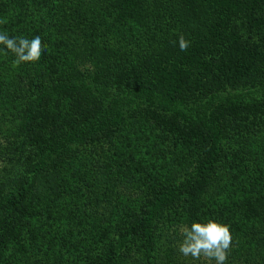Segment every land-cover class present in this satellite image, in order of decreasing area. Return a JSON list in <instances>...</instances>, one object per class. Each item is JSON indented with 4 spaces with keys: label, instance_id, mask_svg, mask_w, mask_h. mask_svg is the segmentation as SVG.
<instances>
[{
    "label": "trees",
    "instance_id": "obj_1",
    "mask_svg": "<svg viewBox=\"0 0 264 264\" xmlns=\"http://www.w3.org/2000/svg\"><path fill=\"white\" fill-rule=\"evenodd\" d=\"M0 18L45 45L18 66L0 45V264H207L177 249L208 219L227 264H264V0H0Z\"/></svg>",
    "mask_w": 264,
    "mask_h": 264
},
{
    "label": "clouds",
    "instance_id": "obj_2",
    "mask_svg": "<svg viewBox=\"0 0 264 264\" xmlns=\"http://www.w3.org/2000/svg\"><path fill=\"white\" fill-rule=\"evenodd\" d=\"M5 23L7 19L0 18V24ZM178 44L181 51H187L190 42L180 35ZM0 45L14 54V64L17 66L24 62L38 61L45 47L40 35L29 39L10 37L7 32H0ZM179 231L182 239L178 242L177 250L184 257H191L195 261L203 258L207 264H227L233 242L229 225L208 219L204 222L193 221L190 226H181Z\"/></svg>",
    "mask_w": 264,
    "mask_h": 264
},
{
    "label": "rangeland",
    "instance_id": "obj_3",
    "mask_svg": "<svg viewBox=\"0 0 264 264\" xmlns=\"http://www.w3.org/2000/svg\"><path fill=\"white\" fill-rule=\"evenodd\" d=\"M123 27V29L124 30H126V31H130V30H132L134 33L135 32H138V28H137V25L136 24H134V23H128V25L126 24V25H124V26H122ZM141 34H142V32H141ZM142 35H144V34H142ZM148 38H150L148 35H146L145 36V38L144 39H142V41L143 40H145V45H148V44H150L152 41L151 40H149ZM146 39H148V40H146ZM109 88V87H108ZM142 104H144V103H142ZM227 145V144H226ZM56 242H57V240H56ZM98 244V243H97ZM95 244L94 246H96V248H97V250H99L100 249V252H101V250H102V244ZM57 245L59 246L60 245V243L59 242H57ZM70 248H73V247H71V246H69ZM66 248H67V245L64 247V250H66ZM67 251V250H66ZM64 255L68 258V260H70V261H73V262H75V259H74V257H75V255H73V256H69V253H66V252H64ZM89 259H87L86 260V262L88 261ZM85 263V261H84V258H83V260H80L79 261V263L78 264H84Z\"/></svg>",
    "mask_w": 264,
    "mask_h": 264
}]
</instances>
